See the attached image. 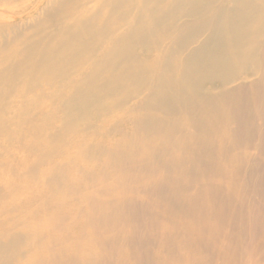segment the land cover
I'll use <instances>...</instances> for the list:
<instances>
[{
	"label": "bare ground",
	"instance_id": "bare-ground-1",
	"mask_svg": "<svg viewBox=\"0 0 264 264\" xmlns=\"http://www.w3.org/2000/svg\"><path fill=\"white\" fill-rule=\"evenodd\" d=\"M263 103L264 0H0V264H264Z\"/></svg>",
	"mask_w": 264,
	"mask_h": 264
},
{
	"label": "rangeland",
	"instance_id": "rangeland-1",
	"mask_svg": "<svg viewBox=\"0 0 264 264\" xmlns=\"http://www.w3.org/2000/svg\"><path fill=\"white\" fill-rule=\"evenodd\" d=\"M262 105L264 106V103H263ZM262 105H261V107H262ZM261 107H260V108H261ZM261 110H263V111H264V108H262Z\"/></svg>",
	"mask_w": 264,
	"mask_h": 264
}]
</instances>
